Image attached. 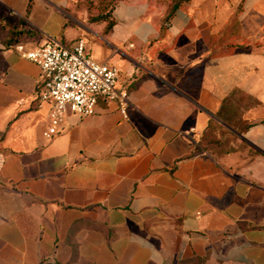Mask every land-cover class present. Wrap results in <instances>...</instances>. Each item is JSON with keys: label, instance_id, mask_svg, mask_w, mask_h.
<instances>
[{"label": "crops", "instance_id": "1", "mask_svg": "<svg viewBox=\"0 0 264 264\" xmlns=\"http://www.w3.org/2000/svg\"><path fill=\"white\" fill-rule=\"evenodd\" d=\"M168 9L0 0V264H264V0ZM49 37L115 65L126 114L100 96L45 139L16 44Z\"/></svg>", "mask_w": 264, "mask_h": 264}, {"label": "built area", "instance_id": "2", "mask_svg": "<svg viewBox=\"0 0 264 264\" xmlns=\"http://www.w3.org/2000/svg\"><path fill=\"white\" fill-rule=\"evenodd\" d=\"M16 50L39 67L36 76L39 87L34 98L38 104L49 102L47 122L42 129L45 139H51L61 129L67 111L78 116L95 112L100 96L116 100L120 111L126 114L129 92L118 85L119 69L90 54L84 38L65 44L49 37L31 48L17 43ZM4 157L0 150V169Z\"/></svg>", "mask_w": 264, "mask_h": 264}, {"label": "trees", "instance_id": "3", "mask_svg": "<svg viewBox=\"0 0 264 264\" xmlns=\"http://www.w3.org/2000/svg\"><path fill=\"white\" fill-rule=\"evenodd\" d=\"M117 0H109L108 2V6L101 10L100 12L91 15L89 18L90 20H104L107 19L108 23H107V27L109 28L112 23L114 22V20L112 18H109V15L111 13V10L114 6V4L116 3ZM186 0H172V3L168 9V11L165 13L164 17H163V25L166 24V22H168L170 20V18L173 16L175 10L178 8V6L184 2Z\"/></svg>", "mask_w": 264, "mask_h": 264}, {"label": "rangeland", "instance_id": "4", "mask_svg": "<svg viewBox=\"0 0 264 264\" xmlns=\"http://www.w3.org/2000/svg\"><path fill=\"white\" fill-rule=\"evenodd\" d=\"M165 1L168 3V5H169V7H170V5H171V3H172V0H165ZM108 2H109V0H100L101 6H103V9H105V8L108 6ZM212 134H213V136L216 137V133H213V132H212ZM212 139H213V138H212Z\"/></svg>", "mask_w": 264, "mask_h": 264}]
</instances>
